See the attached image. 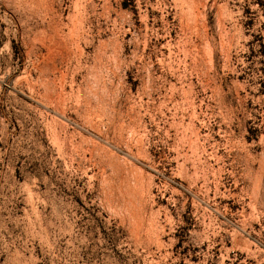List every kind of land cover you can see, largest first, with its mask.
Instances as JSON below:
<instances>
[{
  "label": "rangeland",
  "instance_id": "rangeland-1",
  "mask_svg": "<svg viewBox=\"0 0 264 264\" xmlns=\"http://www.w3.org/2000/svg\"><path fill=\"white\" fill-rule=\"evenodd\" d=\"M0 264H264V0H0Z\"/></svg>",
  "mask_w": 264,
  "mask_h": 264
}]
</instances>
